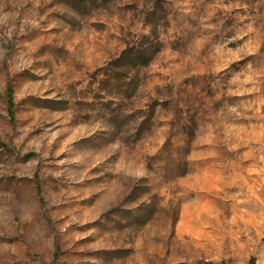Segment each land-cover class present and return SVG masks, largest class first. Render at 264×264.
<instances>
[{"label":"rangeland","instance_id":"1","mask_svg":"<svg viewBox=\"0 0 264 264\" xmlns=\"http://www.w3.org/2000/svg\"><path fill=\"white\" fill-rule=\"evenodd\" d=\"M0 264H264V0H0Z\"/></svg>","mask_w":264,"mask_h":264},{"label":"trees","instance_id":"2","mask_svg":"<svg viewBox=\"0 0 264 264\" xmlns=\"http://www.w3.org/2000/svg\"><path fill=\"white\" fill-rule=\"evenodd\" d=\"M157 52H154L152 54H148L147 51H145V49H142L138 56H137V59H141V62H140V65H143V66H148L151 61H152V58L154 57V55L156 54ZM128 56L129 53L128 52H125V56ZM133 54L131 53V56H129V58H133L132 56ZM134 57H136V55H134ZM139 64V63H138ZM14 94L13 92L10 93V100H9V104H10V110H11V113H13L14 111V107H15V104H14Z\"/></svg>","mask_w":264,"mask_h":264}]
</instances>
